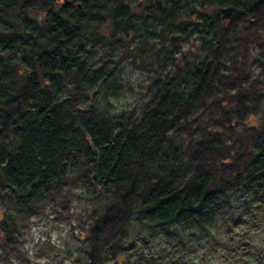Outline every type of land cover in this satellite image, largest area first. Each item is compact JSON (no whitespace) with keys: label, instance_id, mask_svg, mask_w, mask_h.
Returning <instances> with one entry per match:
<instances>
[{"label":"trees","instance_id":"1","mask_svg":"<svg viewBox=\"0 0 264 264\" xmlns=\"http://www.w3.org/2000/svg\"><path fill=\"white\" fill-rule=\"evenodd\" d=\"M71 2L95 10V0ZM136 4L143 15L115 9L110 48L119 37L153 40L162 27L199 37L195 50L181 51L138 91V104L115 113L96 93L132 91L115 62L88 63L90 50L105 46L81 44L79 9L64 0H0V24L14 16L22 27L0 33L2 264L28 260L21 242L28 220L74 190L90 203L87 226L70 232L78 264H210L208 254L227 249L237 229L264 226V0ZM205 6L233 13L222 23L200 12ZM188 17L203 24L174 25ZM241 249L222 253L223 261L264 264L255 236Z\"/></svg>","mask_w":264,"mask_h":264},{"label":"rangeland","instance_id":"2","mask_svg":"<svg viewBox=\"0 0 264 264\" xmlns=\"http://www.w3.org/2000/svg\"><path fill=\"white\" fill-rule=\"evenodd\" d=\"M116 1L117 2L113 3L108 0H95L93 4L94 11L91 9H83V11L81 10V6H78V8L80 14H83L84 18L80 34L81 44L85 48H88L90 42L93 40L97 43H103L105 46L101 48L100 45H98V47H95L97 50H90V53H88V63H93V65L96 66L106 61V65H110L109 68H111L115 62V72L119 76L118 80L122 81L123 87H125L126 90L130 89L132 91V93L124 92L119 96H108V98L102 96V94H104L103 90L96 93L101 107H105L111 112L121 113L130 109L135 103L138 104L136 100L138 91L144 90V86L148 85L151 78L156 77L158 73L160 76H164L171 67V64L180 56L181 51L195 50V43L197 42L196 40L199 34L188 32L187 35L180 40L171 43L169 41V36L171 34L176 35V32L170 33L165 29L166 27H162V29L155 28L153 34L160 33L161 35L154 37L153 40L144 38L138 39L133 36L132 39L123 41V38L119 37V41L121 42L115 44V46L113 44L114 48H110L108 43L110 42L108 29L112 24V16L115 9L123 6L129 10V13L133 12L138 14L142 12V10H140V5H137L136 2L143 3V0H136V2L135 0ZM166 2L167 0H163L162 4L164 5ZM180 2L183 3V0H180ZM213 7L205 6L199 9L200 12L211 15L215 14L214 9L217 6ZM145 11L154 13L151 8L145 9ZM33 13L34 12L31 10L28 11L30 19L35 16ZM74 13L75 10L73 11V14ZM143 14L144 12L140 15ZM10 24L19 30L22 28L21 24L14 16H9L6 23L0 24V33L5 32L6 35L9 31V26H11ZM174 25L177 26V24ZM165 49L169 51L170 54H167ZM0 53L5 54L2 52ZM122 55H126L123 61L120 58ZM30 56L38 57L32 54ZM2 59H4V57ZM9 64L14 66L15 63L10 62ZM72 193L73 194L69 196L68 199L64 198L54 201L53 203H48L38 214L33 215L28 220L24 233L21 236L22 249L27 254L28 260L18 262V264L79 263L82 256L77 251L78 242L70 235V232L74 235H79L87 226L85 215L89 212L88 208L90 207V203L86 201L85 197L87 195L83 191L74 190ZM59 210H61L62 215L65 216L66 219H56V212ZM249 235L256 237V244L260 249L259 253L264 256V226L261 228L255 227L252 231L237 229V233L235 234L236 237L233 241L224 239L223 237L224 240L230 241L227 245V249L222 248V245H216V247L212 249V252L208 254L209 258H211L210 264H235V261L231 259L230 255H228L229 259H225V262L221 255L222 253H234L233 249H237L241 252V247H243V243L248 239ZM162 244L167 245L165 243ZM241 256L248 259L250 263H256V258L252 255L244 253V255ZM238 257L239 256L236 255V259ZM0 264H2L1 261ZM238 264L247 263L240 261Z\"/></svg>","mask_w":264,"mask_h":264},{"label":"water","instance_id":"3","mask_svg":"<svg viewBox=\"0 0 264 264\" xmlns=\"http://www.w3.org/2000/svg\"><path fill=\"white\" fill-rule=\"evenodd\" d=\"M154 5L158 8H162V1L161 0H154ZM215 12L221 13V19L225 20L230 18L233 8L232 6L226 7H217L214 9ZM178 25L181 26L182 29H186L189 26L199 27L202 25V21L200 20H193V19H181L178 21ZM180 36H171L170 41L174 43Z\"/></svg>","mask_w":264,"mask_h":264},{"label":"flooded vegetation","instance_id":"4","mask_svg":"<svg viewBox=\"0 0 264 264\" xmlns=\"http://www.w3.org/2000/svg\"><path fill=\"white\" fill-rule=\"evenodd\" d=\"M60 1H61V0H55V2H60ZM162 2H163V1H162ZM76 5L79 6V3L76 4ZM215 15H218V16H219V18H220V20H221L222 23L226 22L225 20H222V19H221V17H220V13L215 12ZM189 28H190V27H188V28H186V29H182V28H181V30H182V31H186V30H188ZM176 35H179V36H180L176 41H178V40H180L181 38H183V33H178V32H176ZM176 35L171 34V35L169 36V39H170L171 36H176ZM176 41H175V42H176ZM170 42H171V41H170ZM175 42H174V43H175ZM173 45H174V44H173ZM170 46H171V43H170ZM39 76H41V72L39 73ZM41 78H42V76H41ZM42 79H43V78H42ZM51 79H52V78H51ZM48 81H50V79H48ZM43 85L46 86L47 83H45V82L43 81Z\"/></svg>","mask_w":264,"mask_h":264},{"label":"bare ground","instance_id":"5","mask_svg":"<svg viewBox=\"0 0 264 264\" xmlns=\"http://www.w3.org/2000/svg\"><path fill=\"white\" fill-rule=\"evenodd\" d=\"M54 1H55V0H54ZM62 1H63V0H61V2H62ZM64 1H66L67 4H69V5H71V6L73 5L75 8L79 9V8H78V5L73 4V3L71 2V0H64Z\"/></svg>","mask_w":264,"mask_h":264}]
</instances>
